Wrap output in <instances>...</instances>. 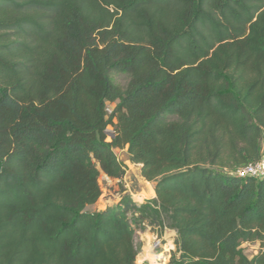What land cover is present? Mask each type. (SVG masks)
Masks as SVG:
<instances>
[{"label":"trees","instance_id":"obj_1","mask_svg":"<svg viewBox=\"0 0 264 264\" xmlns=\"http://www.w3.org/2000/svg\"><path fill=\"white\" fill-rule=\"evenodd\" d=\"M263 144L264 0H0V264H136L117 150L169 264H264Z\"/></svg>","mask_w":264,"mask_h":264},{"label":"rangeland","instance_id":"obj_2","mask_svg":"<svg viewBox=\"0 0 264 264\" xmlns=\"http://www.w3.org/2000/svg\"><path fill=\"white\" fill-rule=\"evenodd\" d=\"M127 80L128 78L123 75L114 77V81L123 86L126 85ZM116 155L120 162H128V156L124 151L117 150ZM135 175L139 176L138 168L131 174L130 180L134 181ZM128 182L130 183V181ZM122 183L119 184V181L110 180L102 174L100 177L102 196L92 210L117 207L121 204L122 200L131 197L130 188L124 179ZM153 185L155 186V184ZM148 197L149 195L147 194V198L145 199H142V197L138 198L139 200L137 199V201L139 202H134L136 210L132 209L128 214L129 218L134 219V223L138 222L134 226L136 228V244L138 248L136 264H169L172 254L177 253V246L175 244L176 232L168 227L169 223L166 221L165 225L152 226L148 217L143 213L141 214V207L150 201ZM244 250L247 255L252 257L256 255L258 248L256 245H245Z\"/></svg>","mask_w":264,"mask_h":264},{"label":"crops","instance_id":"obj_3","mask_svg":"<svg viewBox=\"0 0 264 264\" xmlns=\"http://www.w3.org/2000/svg\"><path fill=\"white\" fill-rule=\"evenodd\" d=\"M124 152L128 156L127 152L126 151H124ZM124 164L127 165V172H126V176L124 177V180H125V182L127 183V185L130 188L129 192H130V195L132 197V200L135 203H138L139 201H137V199L140 198V197H142V199H145V198H147V194L149 195V197H148L149 200L155 199L156 198L155 186L153 184L145 181V179L142 177V175H141V166L140 165H136V164H132L129 161V157H128V162H125ZM136 168L139 169V176L135 175L134 181L130 180V176H131L132 173H134ZM128 181H130V183ZM98 210H102V209L99 208ZM257 248H258V246H257Z\"/></svg>","mask_w":264,"mask_h":264},{"label":"built area","instance_id":"obj_4","mask_svg":"<svg viewBox=\"0 0 264 264\" xmlns=\"http://www.w3.org/2000/svg\"><path fill=\"white\" fill-rule=\"evenodd\" d=\"M114 138L113 129L107 130V140L111 142ZM233 176L245 179V178H258L264 179V160L256 163L250 164L242 169L237 170L233 173Z\"/></svg>","mask_w":264,"mask_h":264}]
</instances>
